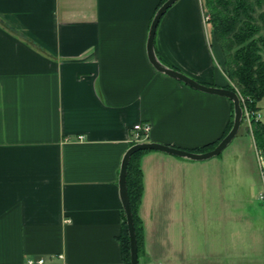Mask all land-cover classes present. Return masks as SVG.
<instances>
[{
  "label": "crops",
  "instance_id": "0c3cea01",
  "mask_svg": "<svg viewBox=\"0 0 264 264\" xmlns=\"http://www.w3.org/2000/svg\"><path fill=\"white\" fill-rule=\"evenodd\" d=\"M160 1L0 0V264H125L119 173L133 126H151L139 142L189 151L223 134L231 101L149 60ZM206 15L201 0L175 1L159 20L154 52L222 87L232 82L214 37L208 43ZM210 163L141 154L138 264H162L150 226L193 207L198 195L189 188Z\"/></svg>",
  "mask_w": 264,
  "mask_h": 264
},
{
  "label": "rangeland",
  "instance_id": "374dc122",
  "mask_svg": "<svg viewBox=\"0 0 264 264\" xmlns=\"http://www.w3.org/2000/svg\"><path fill=\"white\" fill-rule=\"evenodd\" d=\"M201 3L206 12L205 0ZM204 28L208 43H213L209 22ZM219 65L226 74L222 60ZM258 106L256 119L264 121V98ZM242 108L249 118L245 116L233 140L219 155L202 160L215 163L205 166L202 180L189 188L198 195L197 201L188 202L193 207L148 224L155 238L152 253L162 264H264V204L259 199L264 152L246 127L252 114Z\"/></svg>",
  "mask_w": 264,
  "mask_h": 264
},
{
  "label": "trees",
  "instance_id": "16d2710c",
  "mask_svg": "<svg viewBox=\"0 0 264 264\" xmlns=\"http://www.w3.org/2000/svg\"><path fill=\"white\" fill-rule=\"evenodd\" d=\"M165 0H161L159 6ZM206 14L215 42L219 45L225 72L231 83L225 88H237L242 106L250 111V125L257 147L264 152V121L256 119L258 103L264 98V0H205ZM231 101V100H230ZM232 113L221 137L193 151L210 150L227 134L233 124ZM244 111L242 121H244ZM241 121V122H242ZM146 150H138L127 164L126 186L133 215L138 250L143 241V225L138 210L143 194V175L140 156ZM120 243L125 264H130L129 236L125 214L123 215Z\"/></svg>",
  "mask_w": 264,
  "mask_h": 264
},
{
  "label": "water",
  "instance_id": "95a60500",
  "mask_svg": "<svg viewBox=\"0 0 264 264\" xmlns=\"http://www.w3.org/2000/svg\"><path fill=\"white\" fill-rule=\"evenodd\" d=\"M175 1L177 0H165L158 7L151 21L149 27L148 39H147V52H148L149 60L156 68V70L163 72L172 78L179 79L194 89H197L205 93L223 96L231 100L233 103V124L230 130L227 132V134L216 144L214 148L203 152L189 151L186 149L177 148L171 145L160 144L156 142H137L128 148L121 163V169L119 173V190H120L121 202L125 212V219H126V225L129 236L130 264H138V245L135 234L133 215L129 204V198H128L127 186H126L127 164L132 153L138 150H157L190 160H195V161L207 160L209 158L219 155L229 145V143L238 133L243 117V108L241 106L239 95L235 90L225 87L211 86L200 83L186 76L185 74L164 65L156 57L153 47L154 45L153 40L157 25L159 23L161 16Z\"/></svg>",
  "mask_w": 264,
  "mask_h": 264
},
{
  "label": "built area",
  "instance_id": "2783aa9c",
  "mask_svg": "<svg viewBox=\"0 0 264 264\" xmlns=\"http://www.w3.org/2000/svg\"><path fill=\"white\" fill-rule=\"evenodd\" d=\"M244 116H248V112H244ZM151 126L148 123H137L133 126L134 135L132 137V142L137 143L142 138H146L150 132ZM260 176H261V184L262 189L259 192V199L261 200L262 204H264V163L260 165ZM43 259H38L37 261L34 260H28V264H42Z\"/></svg>",
  "mask_w": 264,
  "mask_h": 264
}]
</instances>
